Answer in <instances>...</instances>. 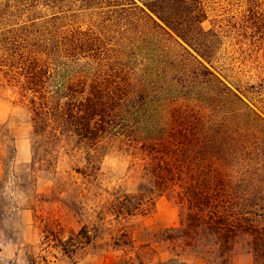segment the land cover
<instances>
[{
  "label": "trees",
  "instance_id": "trees-1",
  "mask_svg": "<svg viewBox=\"0 0 264 264\" xmlns=\"http://www.w3.org/2000/svg\"><path fill=\"white\" fill-rule=\"evenodd\" d=\"M220 8L207 0H0V75L30 113L33 168L55 171L71 146L95 173L105 144L132 146L153 196L193 199L183 228L166 230L183 231L172 239L223 258L243 239L262 262L264 111L216 65L213 47L231 36L263 53L264 64V0ZM193 83L200 94L186 95Z\"/></svg>",
  "mask_w": 264,
  "mask_h": 264
},
{
  "label": "rangeland",
  "instance_id": "rangeland-1",
  "mask_svg": "<svg viewBox=\"0 0 264 264\" xmlns=\"http://www.w3.org/2000/svg\"><path fill=\"white\" fill-rule=\"evenodd\" d=\"M207 1L222 12L244 7L245 0ZM246 49L223 37L213 47L216 65L264 111L263 53ZM197 87L182 89L198 95ZM32 132L18 90L0 75V264H264L243 239L226 258L218 249L200 255L186 240L172 239L183 231L166 230L185 224L193 199L153 196L144 158L132 146L105 144L95 173L86 168L87 156L70 146L55 171H43L32 166Z\"/></svg>",
  "mask_w": 264,
  "mask_h": 264
}]
</instances>
